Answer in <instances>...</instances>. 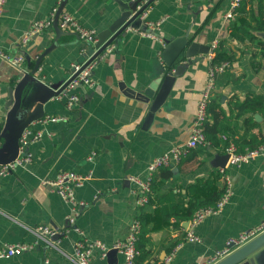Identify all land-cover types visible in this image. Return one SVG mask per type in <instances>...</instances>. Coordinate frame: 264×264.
Masks as SVG:
<instances>
[{
  "label": "crops",
  "instance_id": "0c3cea01",
  "mask_svg": "<svg viewBox=\"0 0 264 264\" xmlns=\"http://www.w3.org/2000/svg\"><path fill=\"white\" fill-rule=\"evenodd\" d=\"M230 1L154 0L142 15L146 23L161 20L152 31L156 38L141 35L139 29L129 30L102 59H96L93 85L76 89L79 100L74 106L66 108L56 97L43 98L45 91L39 88L31 98H25L28 114L41 99L44 101L43 116L29 125L33 131L40 130L42 136L26 146L29 162L0 180V245L31 242L34 237L27 228L42 224L59 233L57 244L67 252L80 234L107 245L127 234L130 220L138 211L131 193L133 184L127 177H144L151 159L187 140L206 80L208 53L197 56L185 68L164 104L149 123H144L148 105L135 93L152 81L160 68L163 41L181 36L203 47H210L215 40L216 52L225 56L229 65L215 80L207 110L205 145L192 149L172 168L158 169L154 186L159 192L184 194L195 179L219 171L218 187L225 185V174L231 193L219 212L209 214L194 228L197 242L185 239L189 220L177 225L171 219L169 227L149 233L145 262H159L173 250L169 264H198L223 248L227 238L261 225L264 156L235 166L227 163L225 148L232 142L236 151L243 152L257 145L264 132V0H243L233 20L225 25L223 14ZM56 3L5 2L0 17V48L27 55L29 63L24 60L23 71L33 67L56 34L51 27L25 44L21 36L34 20L46 18ZM63 10L97 34L110 23L116 7L107 0H66ZM83 48L90 52L92 46L72 32L60 35L56 47L43 57L37 76L51 85L68 78L72 65L86 58ZM19 71L0 58V110L7 88L14 84ZM53 116L61 119L44 120ZM1 120L2 116L0 125ZM91 153L94 155L88 160ZM63 170L90 173V178L75 189L76 199L84 205L74 225L65 219L68 205L44 183ZM161 182L160 187L156 185ZM142 209L148 211L151 206ZM0 264L68 262L58 250L40 245L0 259ZM92 264H123V257L116 252L100 257L96 252Z\"/></svg>",
  "mask_w": 264,
  "mask_h": 264
},
{
  "label": "built area",
  "instance_id": "2783aa9c",
  "mask_svg": "<svg viewBox=\"0 0 264 264\" xmlns=\"http://www.w3.org/2000/svg\"><path fill=\"white\" fill-rule=\"evenodd\" d=\"M240 1L241 0L230 1L228 8L223 14V21L225 22V25H227L230 19H232L235 15ZM5 2L6 0H0V17L3 14ZM59 3L60 0H57V3L51 9L49 15L46 18L34 20L29 25V27L21 36L20 41L22 44H25L29 38L52 27V21ZM160 22L161 20L156 22H145L147 30H141L140 34L147 37L156 38L152 31L160 24ZM57 24L60 29L76 33L81 40L92 46L90 52L87 51L86 48L82 49L81 52L87 55L86 58L82 62H77L72 65L70 75H75L66 85L64 90L57 96V99L62 101L66 108H71L79 100V95L77 94L76 89L81 85H93L92 71L94 69L96 59H102L114 46L113 44L108 45L96 58L83 64L97 51V48L94 46L98 40L96 33L92 29L82 26V24H80L73 15L64 10L60 12ZM216 47L217 42L214 40L209 47V65L207 68L206 80L199 98L197 99L196 110L190 124V132L187 140L185 142L171 146L166 151L151 159V161L145 167L146 174L144 177L139 178L136 175L127 177V180L133 184L131 193L135 197L134 205L136 209L143 206L147 202L148 194L150 193L151 176L154 172L162 167L172 168L179 162L182 156L187 154L190 150L196 148L199 145H205L206 143L204 122L207 117V105L213 92L217 75L224 71V69L229 65L228 61L226 60L218 63L212 61ZM0 58L19 70L23 68L25 58L24 54L21 52L10 53L0 48ZM60 119L61 117L53 116L47 117L44 120L56 121ZM41 136L42 132L40 130L33 131L29 126L24 128L19 137V148L16 157L11 161L0 164V180L8 175L13 169H15V167L29 162L30 157L27 153H25L26 146L30 142L38 140L41 138ZM225 151L227 155V163L235 166H239L241 163H245L258 155L264 156V132L260 144L254 149H245L243 152H238L236 151L234 144L229 142L225 148ZM93 155L94 153H91L87 159L91 160ZM219 169L220 172H223V167ZM89 178L90 173L79 174L74 171L63 170L58 172L53 179L47 181L45 180L44 182L47 183L51 189H53V191H55V193H57L59 197L68 205V212L65 216V219L70 225H74L78 216L79 208L81 205H84L83 202L76 199L75 189L82 186ZM223 180L225 182V190L216 201L215 205L213 207L209 206L197 209L193 213L191 219L188 221L185 234V239L187 241H199L198 236L195 234L194 228L209 214L219 212L224 203L227 201V198L231 193L230 183L227 175L223 174ZM135 215L136 211L130 220L128 232L122 239H117L111 245H107L100 240L86 238L85 236L81 235V232L79 231L78 233L80 234V238H77L72 243L71 251L69 252L59 248L57 240L53 238L57 231L50 226L42 224L30 227L27 229L33 235L34 239L31 242L17 241L1 244L0 259H9L43 245L45 247L58 250V252L66 258L68 264H92V259L96 252L99 253L100 257H106L111 250H115L116 253H119L123 257V264H133V260L137 253L135 242L139 231V222L137 221ZM263 230L264 221L261 223V225L250 230L243 231L236 237L227 238L223 248L216 250L206 261L198 264L216 263L218 260L228 255L233 249L243 245ZM173 254V250L166 254L162 258L161 264H169L172 260Z\"/></svg>",
  "mask_w": 264,
  "mask_h": 264
},
{
  "label": "water",
  "instance_id": "95a60500",
  "mask_svg": "<svg viewBox=\"0 0 264 264\" xmlns=\"http://www.w3.org/2000/svg\"><path fill=\"white\" fill-rule=\"evenodd\" d=\"M107 1L112 2L116 10L112 12L113 17L110 23L105 29L96 34L98 40L94 46L97 51L83 64L96 58L108 45L113 44L115 47L114 43L125 37L129 30H147L142 14L154 0ZM65 2L66 0H60L52 21V28L56 34L53 41L36 58L33 67L28 71H23L22 68L18 72L14 84L7 88V97L3 102V108L0 110V116H2L0 125V164L11 161L16 157L22 131L32 121L43 116V99L28 114L25 112L26 108L24 107L25 98H31L35 95L37 93L36 88L45 91L43 98H47V100L57 98L75 75H69L68 78L62 79L53 85L37 76V70L43 57L56 47L60 35L68 33V31L60 29L57 24ZM74 34L77 36L76 33ZM163 44L160 68H157L155 77L143 89L138 92L135 91V96L148 105L144 123H149L154 113L164 104L175 79L182 75L185 68L195 61L197 56L206 54L209 51V47L199 46L197 43L189 41L185 36L165 39ZM24 58L28 64L29 57L24 55ZM58 236L59 233H56L53 238L56 239ZM115 252V250H111L108 254ZM214 264H264V230L243 245L233 249Z\"/></svg>",
  "mask_w": 264,
  "mask_h": 264
},
{
  "label": "trees",
  "instance_id": "16d2710c",
  "mask_svg": "<svg viewBox=\"0 0 264 264\" xmlns=\"http://www.w3.org/2000/svg\"><path fill=\"white\" fill-rule=\"evenodd\" d=\"M242 1L243 0H241L240 3ZM233 18L230 19L228 23H230ZM217 47L215 49V55L212 59V61L215 63L225 61V56H222L221 53L216 52ZM208 106L209 102L207 105V110ZM205 124L206 120L204 122V134ZM260 142L261 140L257 145L249 149H254L260 144ZM187 154L182 156V158ZM156 172H154L151 176L150 193L148 194L146 204L143 205L151 206V210L147 211L145 209H142L143 206H141L138 208V211H136L135 216L137 221L139 222V231L135 242L137 253L133 260V264H161V261L145 262V257L148 254L144 249L145 241L147 238L146 236L151 232L160 231L172 225L171 219H173L174 222L178 225V223H180L181 221L190 220L193 213L197 209L209 206L213 207L225 190V185L221 188L218 187L217 182L220 177V173L219 171H215L209 173V175L205 178L195 179L193 183L188 184L186 186V191L184 194H181L180 192L173 193L172 191L159 192L154 186ZM156 185L160 187V185H162V182L160 184L157 183Z\"/></svg>",
  "mask_w": 264,
  "mask_h": 264
}]
</instances>
